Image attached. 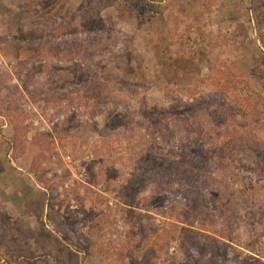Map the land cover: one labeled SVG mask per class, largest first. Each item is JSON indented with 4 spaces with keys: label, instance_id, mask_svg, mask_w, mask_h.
Returning <instances> with one entry per match:
<instances>
[{
    "label": "rangeland",
    "instance_id": "obj_1",
    "mask_svg": "<svg viewBox=\"0 0 264 264\" xmlns=\"http://www.w3.org/2000/svg\"><path fill=\"white\" fill-rule=\"evenodd\" d=\"M148 1L160 12L0 0V95L12 102L0 114V264H121L118 250L129 264H204L185 234L222 241L223 229L233 258L264 264V0ZM186 142L203 147L190 186H224L208 217L154 179L130 186L152 166L142 150L177 158L165 149Z\"/></svg>",
    "mask_w": 264,
    "mask_h": 264
},
{
    "label": "trees",
    "instance_id": "obj_2",
    "mask_svg": "<svg viewBox=\"0 0 264 264\" xmlns=\"http://www.w3.org/2000/svg\"><path fill=\"white\" fill-rule=\"evenodd\" d=\"M140 2V3H139ZM138 3L141 7L145 6L148 7L154 11L160 12L159 6H156L149 2L148 0H138ZM259 22H264V12L258 14ZM36 22H39L41 19L40 18H34ZM263 37V36H262ZM261 40L264 42V37ZM264 74L263 71H261V76ZM88 98L89 96H85ZM97 98L99 100L101 97L97 95L90 96ZM2 98V99H1ZM89 98V99H90ZM9 98L3 97L0 95V114L1 115H6V114H11L12 113V108L10 107L11 105V100L9 101ZM110 125V124H109ZM188 140H190V136L187 137ZM10 144L14 147V142L10 141ZM248 145V143L246 142ZM262 145V144H261ZM260 145V146H261ZM203 147L198 146L196 144H193L190 142L189 144L184 143L178 145L176 148H173L172 146H169V148L165 149L166 152H171L173 156H178L177 158H172V157H165L163 154V150L160 149V153H157L155 151H152L151 149H145L140 152L139 156L142 158H145V160L152 161V166L151 164H145L148 165L149 167L144 168L145 172L141 173V170H137L133 181H131L130 186L132 188L137 187V185L143 184L148 180L154 179L157 182V187L159 190L158 193H161L162 190L165 191L167 189L172 190L173 192H176L175 194H178L181 198H187L189 207H195L197 209H200L202 212L204 211V216H207L209 214L205 213V210L203 209L204 207L208 206L206 200L207 197H212L214 199L215 197L218 199V194L220 195V190L224 189V186H219L215 185L212 180L208 178V183L207 185L203 186H195L191 184V181H199L204 173L199 172L203 167H201V162H198L195 158L190 156L192 154V151H196L197 149H202ZM173 149H175L173 151ZM110 142L109 140H106L104 144V148L102 149L101 153V158L100 160L105 162L103 163V166L108 162V155L110 153ZM173 151V152H172ZM158 154V155H157ZM188 155V156H187ZM160 159L158 160V157ZM198 156V155H196ZM195 159V160H193ZM158 160V161H157ZM142 163V162H141ZM144 165V164H143ZM153 167V171H150L149 169ZM32 170L34 169V166L31 167ZM102 169V167L100 168ZM155 174V177L154 175ZM33 173V172H31ZM98 173V172H97ZM100 173V172H99ZM109 174V175H108ZM35 180L36 183L39 187L47 190L49 188V185L45 181L43 175L40 174H35ZM110 173L108 170L107 171L104 169L102 173L97 174V176H94V180H90V183H99L100 181H104V178H109ZM149 177V178H147ZM178 185L177 187H173V185ZM172 185V186H171ZM182 186H184L182 188ZM190 186V187H189ZM218 188L220 190H217L215 188ZM175 189V190H173ZM226 190V189H225ZM48 191V190H47ZM216 191L218 194H216ZM226 191L222 193V198L227 197L229 198L230 196H227ZM191 197H194V199L191 201ZM226 200H230L227 199ZM52 199V197H51ZM49 206H53L50 202L48 201ZM207 204V205H206ZM219 208H217L218 210ZM219 215L220 214V211ZM95 210L94 213L95 214ZM208 217V216H207ZM210 218V217H209ZM89 232L91 231L92 234L96 235L98 230L100 229V225L97 223V221L91 222L89 225ZM102 226V225H101ZM203 228H208L207 225L203 224ZM100 231V230H99ZM228 229H223L221 230V240L217 239L216 237L212 236H205L199 231H195L194 233L185 234L189 240L182 241V245L186 247L188 252L192 249L196 253H208V256L210 258H206L204 260V264H246L244 261H241L240 259L233 258L232 255L230 254V250L232 249L233 246V237L229 234ZM85 237V236H83ZM185 238V237H184ZM85 246H84V252L86 255L93 254L96 252V249L98 246H96V243L92 240V238H85ZM189 241V242H188ZM131 250H134L132 247ZM119 253V262L121 264H129L125 262V255L121 253V251L118 250ZM191 253V252H190ZM145 260H149V257H145ZM190 264V263H189ZM195 264H198L196 262Z\"/></svg>",
    "mask_w": 264,
    "mask_h": 264
}]
</instances>
